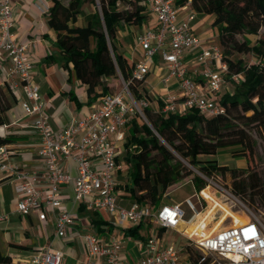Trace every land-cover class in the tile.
<instances>
[{
  "label": "built area",
  "instance_id": "built-area-1",
  "mask_svg": "<svg viewBox=\"0 0 264 264\" xmlns=\"http://www.w3.org/2000/svg\"><path fill=\"white\" fill-rule=\"evenodd\" d=\"M142 3L155 24L145 27L137 36L142 55L133 62L132 77L144 81L151 60L160 53L162 68L166 71L162 81L167 83L174 79L178 86L177 92L168 90L165 94L162 112L221 113L223 109L216 95L225 81L227 65L219 44L205 45L193 33L191 21L195 12L191 8L185 18L178 17L179 10L185 8L178 0H142ZM12 25L13 0H0V61L6 62L7 73L21 82L25 94L21 107L25 115L33 116L32 127L38 137L37 154L41 161L37 169L22 168L10 160V151L0 146V171L10 179L19 196L15 211L20 215L36 213L41 220L45 219L47 210L54 212L55 233L64 236L67 227L75 221L71 212L63 208V187L72 183L73 202L105 211L118 227L147 219L165 229L177 227L185 214L181 203L165 204L155 211L148 204L133 202L125 207L117 202L115 172L121 165L117 161L116 142L125 139L124 128L132 116L146 119L143 109L149 105V99L143 94L135 96L129 81L121 78L119 87L101 94L87 115L74 117L67 126L54 130L39 85L31 81L30 51L34 42H19L11 30ZM188 53L193 55L191 66L184 59ZM231 77L238 80L241 75ZM69 159L75 163L74 175L63 167ZM199 174L207 187L222 189L215 183L214 175ZM201 191L194 194V200L184 201L190 210L195 211V203L203 196ZM5 218L6 215H0V220ZM250 228L254 232L245 231ZM187 236L188 245L197 252L195 259L189 258L185 245L187 257L183 258L181 249L172 242L164 243L158 236H150L146 239L144 255L127 260L122 254L123 238L113 233L105 242L85 232L87 256L76 264H94L97 260L98 264H205L209 254L214 256L211 260L214 264H264V212L251 214L239 223L204 236ZM61 262L62 252L46 245L19 261L0 264Z\"/></svg>",
  "mask_w": 264,
  "mask_h": 264
},
{
  "label": "trees",
  "instance_id": "trees-1",
  "mask_svg": "<svg viewBox=\"0 0 264 264\" xmlns=\"http://www.w3.org/2000/svg\"><path fill=\"white\" fill-rule=\"evenodd\" d=\"M117 2L131 7L120 8ZM83 3L91 4L94 11L86 24L79 25L76 22ZM190 7L197 13L213 16L212 25L218 28V44L227 65L224 78L233 84V91L218 97L223 111L215 115L196 110L164 113L144 107L147 123H131L128 144L136 147L124 154L131 180L126 190L134 202L153 209L170 185L192 174L177 155L206 176L230 173L236 194L254 188L245 171L219 165L214 159L200 160L198 156L213 155L230 147L234 157H253L256 139L252 131L264 138V31L253 44L246 38H237L258 34L264 25V0H190ZM147 17L142 0H52L47 21L56 32L62 65L73 69L75 77L85 84L90 100L109 91L106 78L118 74L129 81L135 96L143 94L149 99L143 80L132 77L133 62L115 46L116 33L123 24H141ZM233 53H251L257 61L247 64L241 58L233 59ZM232 74H240L241 78L234 80ZM9 108L10 100L0 85V125L7 122ZM10 141L9 136H0V146ZM192 180L198 190L205 185L197 175ZM262 205L264 208V192ZM164 230L159 227L158 234ZM185 248L189 258L195 259V249L188 244ZM211 260L207 257L205 264H214ZM0 262L9 263L10 257L0 255Z\"/></svg>",
  "mask_w": 264,
  "mask_h": 264
},
{
  "label": "crops",
  "instance_id": "crops-1",
  "mask_svg": "<svg viewBox=\"0 0 264 264\" xmlns=\"http://www.w3.org/2000/svg\"><path fill=\"white\" fill-rule=\"evenodd\" d=\"M51 4L52 0H13L11 30L19 42H34V47L30 51L31 81L39 85L41 97L46 101V111L49 114L51 127L58 130L67 126L74 117L87 115L99 96L90 100L86 93L85 84L75 77L71 67L62 65L61 54L56 43V32L49 27L47 21ZM179 4L185 8L182 7L179 10L178 17L185 18L186 13L191 8L190 2H179ZM194 12L195 17L191 21L193 33L205 45L218 43L219 32L218 28L212 25L213 16L200 14L195 10ZM76 23L79 24V17ZM154 24L152 15H148L146 21L141 24H124L116 33L115 46L117 51L131 62L141 58L142 52L137 45V36L145 27H152ZM93 46L94 43L91 41V47ZM192 56L191 53H188L184 58L189 66L192 65ZM6 68V62L0 61V85L10 100V108L6 113L7 122L0 125V136L11 138L10 142L4 144L10 151L9 158L11 161L25 169H37L40 167L41 161L37 154L38 137L32 127L33 116L25 115L21 107V101L25 99L21 82L15 75L8 74ZM156 70H164L160 53L151 60L150 71L142 86L149 97L147 107L153 111H161L165 94L168 90L177 92L178 86L174 79L164 83L162 81L164 75L156 74ZM120 81L119 74L106 78L109 91L116 90L117 88H114ZM226 82V80L223 82L222 91L220 90L216 97L225 92H232L230 90L223 91ZM134 120L140 123V117L132 116L124 128L125 139L116 142L117 161L121 165L120 169L115 172L117 202L120 205L125 203V207H129L134 202L126 190L131 180L129 165L124 160L125 152L127 150L132 151L133 146H135V144H128V130ZM63 167L72 175L76 173L75 163L70 159L64 162ZM175 183L167 188L162 197L166 196L168 190ZM72 186L70 183L63 187V208L71 212L75 221L67 227L64 236H57L54 212L47 210L45 219L41 220L36 213L20 215L15 211L19 196L14 192L10 179L0 171V215H6L5 219L0 220V255L9 256L10 261H19L40 248L50 245L62 252L61 264H76L87 256V246L83 239V233L91 232L105 242L113 233L123 238V259L134 260L144 255L146 239L150 236H158L160 241L164 243L172 242L181 249L180 252H184L183 258L187 257L184 244L179 241V236L167 235V233L173 231L185 235L184 229H187L188 221L182 226L181 222L185 221L182 220L177 227L165 229L160 234H158L160 226L151 219L118 227L115 225L113 217L105 211L90 209L83 203L73 202ZM186 199L193 198L186 197ZM175 203H181L183 207L186 206L183 201L170 203L164 202L161 198L159 205L153 210L156 211L165 204ZM12 243L23 246H14ZM94 264H98V260Z\"/></svg>",
  "mask_w": 264,
  "mask_h": 264
},
{
  "label": "rangeland",
  "instance_id": "rangeland-1",
  "mask_svg": "<svg viewBox=\"0 0 264 264\" xmlns=\"http://www.w3.org/2000/svg\"><path fill=\"white\" fill-rule=\"evenodd\" d=\"M123 6L128 8L131 7L130 5L120 3V8ZM81 9L82 12L79 15V24H86L91 16V13L94 11V7L89 3H83ZM122 26H124V24ZM263 31L264 25L260 28L257 35H238L237 38L240 40L246 38L251 42V44H253L254 41L261 36ZM231 57L233 59L241 58L247 64L257 61L255 56L251 53H233ZM157 73L160 76H163L166 74V71L156 70V74ZM119 85L120 83L113 88L116 89ZM224 90L233 91V84L227 81L225 88H223V91ZM140 123H147V120L141 117ZM252 134L256 139V151L254 152L253 157H234L230 153V147L221 148L213 155L198 156L200 160L214 159L219 165H226L229 168H236L245 171V175H249V183L254 185V188L250 187L242 194H236L233 192L232 178L228 172L225 175H221L219 173L214 175L215 183L220 185L222 189H215L212 186L207 187L206 182L200 177L199 170L196 167H192L186 160L177 155V157L192 171V174L176 182L168 190L166 196L162 197V200L170 203L179 201L184 202L186 197L193 198V195L196 192L199 193L201 190L204 197L200 196V202L195 203V211L190 210L186 206L184 207V222L192 221L187 226V229H184L185 235L179 234L178 232L174 233L173 231H170L167 235L179 236V241L186 245L190 241L187 235L192 237L204 236L221 227L228 226L233 223H239L248 216H251V214H261V212H264L262 205L264 192V138L258 135L255 131H252ZM141 135L143 136L144 134L141 133ZM194 175L200 177L205 184L200 190H198L192 180ZM122 205L125 206V203H122ZM180 255L183 256L184 252H181ZM207 257H209V259L214 258L212 254H209Z\"/></svg>",
  "mask_w": 264,
  "mask_h": 264
},
{
  "label": "snow or ice",
  "instance_id": "snow-or-ice-1",
  "mask_svg": "<svg viewBox=\"0 0 264 264\" xmlns=\"http://www.w3.org/2000/svg\"><path fill=\"white\" fill-rule=\"evenodd\" d=\"M245 231H246V232H254V229H251V228H250V229H246ZM245 238H247V237H245Z\"/></svg>",
  "mask_w": 264,
  "mask_h": 264
},
{
  "label": "bare ground",
  "instance_id": "bare-ground-1",
  "mask_svg": "<svg viewBox=\"0 0 264 264\" xmlns=\"http://www.w3.org/2000/svg\"><path fill=\"white\" fill-rule=\"evenodd\" d=\"M191 222H192V221H191ZM191 222H190V221H188V223H189V224H190ZM179 223H180V222H179ZM181 223H182V224H181L182 226H184V225H185V222H184V221H182ZM179 226H180V225H179ZM180 227H181V226H180Z\"/></svg>",
  "mask_w": 264,
  "mask_h": 264
}]
</instances>
